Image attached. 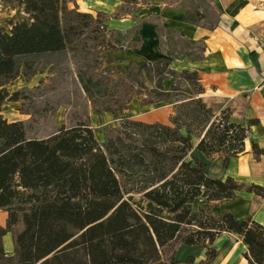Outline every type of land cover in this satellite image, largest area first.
I'll use <instances>...</instances> for the list:
<instances>
[{
    "label": "trees",
    "instance_id": "16d2710c",
    "mask_svg": "<svg viewBox=\"0 0 264 264\" xmlns=\"http://www.w3.org/2000/svg\"><path fill=\"white\" fill-rule=\"evenodd\" d=\"M162 1L166 6L184 2L185 22L212 27L195 0ZM0 3L27 16L0 23V209L8 213L7 226L0 227V264H194L193 256L174 262L182 246L205 249L210 263L218 255L216 239L231 233L248 245L250 264H264V225L214 211L243 193L264 197V185L213 178L208 163L192 154L198 138L197 149L208 160L223 156L227 168L248 152L255 121L245 127L231 121L229 109L216 114L203 98L199 73L173 68V59L189 56L175 47L178 32L167 31L168 58L117 65L96 79L81 75L97 115L109 112L118 120L117 127L107 128L105 142L98 141L89 121L63 124L47 138H29L23 121L3 114L6 101H20L21 92L10 93L8 85L19 76L25 57L74 51L75 41L84 36L97 40L84 28L93 34L103 27L115 36L102 41L106 50L142 38L139 28L112 31L100 14L69 9L63 0ZM166 80H174L170 89ZM135 98L144 105L172 102L169 123L127 117ZM252 151L258 158L264 155L256 143ZM8 233L13 254L4 248Z\"/></svg>",
    "mask_w": 264,
    "mask_h": 264
},
{
    "label": "crops",
    "instance_id": "0c3cea01",
    "mask_svg": "<svg viewBox=\"0 0 264 264\" xmlns=\"http://www.w3.org/2000/svg\"><path fill=\"white\" fill-rule=\"evenodd\" d=\"M145 1L155 5L152 11L147 12L151 11L157 16L164 15L166 27L180 34V38L175 37L174 42L177 39L190 42L187 50L189 56L173 59L172 62L185 65L187 69L199 73L205 89L203 98L208 106L213 108L216 114L229 109L231 121L245 127L255 121L250 127L248 152L232 159L227 168L223 167V156L208 160L204 153L197 149L198 138H194L192 142L197 151L194 156L208 163V171L213 178L232 176L247 185H264V155L258 158L252 151L253 143L264 149V83L261 82V72L264 69V0H195L198 6L206 11L207 24L212 25L211 28L185 22L187 8L182 1L170 6H166L162 0ZM124 4V0H76L75 5L82 12L113 15ZM128 17L123 15L121 21L113 20L112 27L121 31L130 29L135 22ZM143 41L145 45L153 43L158 47L159 59L168 58L163 56L167 46L164 49V40L159 38L155 30L149 36H143ZM178 45L179 43L175 45L176 49ZM178 50L180 51L179 48ZM128 58H140L141 62L156 61L141 55ZM123 59L124 62L120 61L118 66L126 68L125 63L130 60L125 57ZM170 104L173 109L172 102ZM214 211H230L237 220L252 217L264 225V197L255 194L243 193L233 197L215 205ZM7 221L8 213L0 209V227H6ZM214 246L218 255L209 264H250L245 258L248 245L237 233L221 235L216 239ZM4 248L7 253H14V239L11 233L4 236ZM184 250L189 252L181 256ZM196 252L201 255V260L206 261L205 249L198 246H182L176 252L179 254L177 262L185 263L191 256L196 260Z\"/></svg>",
    "mask_w": 264,
    "mask_h": 264
},
{
    "label": "rangeland",
    "instance_id": "374dc122",
    "mask_svg": "<svg viewBox=\"0 0 264 264\" xmlns=\"http://www.w3.org/2000/svg\"><path fill=\"white\" fill-rule=\"evenodd\" d=\"M63 1H66L69 9L77 7L76 0ZM124 3L113 15L99 13V20L103 21V24L107 25L110 30L117 32V28H113L111 23L113 20L121 21L123 15H128L135 22L131 29L139 28L142 38L140 42H131L126 46L118 47L117 50H106L102 41L104 39L114 41L115 36L109 37L110 34L108 35L103 27L97 29L93 34L90 29L84 28L86 35H93L97 37V40H90L84 36L75 41L74 51L68 48L59 53L30 55L22 60L19 76L8 85L10 93L21 92L20 101H6L3 113L10 121H23L29 138H47L63 124L70 127L79 121H89L95 134L104 137L103 140L100 139L101 137H97L98 141L103 143L106 140L107 128L118 126V120L114 119L111 113L102 112L97 115L92 100L83 89L81 75L85 78L96 79L106 74L108 69L120 65V61L124 62V57L130 60L129 63H125L126 68H129L134 62H141L140 58L132 60L128 57L141 55L157 60L158 47L153 43L145 45L143 36L147 37L155 30L159 38L164 40L165 49L167 40L164 37L168 36L167 31L170 30L163 21L164 15L157 16L151 12L155 5L149 4L145 0H124ZM182 3L184 4V2ZM148 10L151 11L147 12ZM92 15L97 17V14ZM11 19L20 22L27 19V16L18 9L12 10L0 3V23L6 26V22ZM94 26H96L95 23ZM177 41L180 50L183 52L188 50L182 39H177ZM165 55L164 53L163 56ZM173 68L178 71L187 69L185 65L181 64H173ZM173 82L174 80H167L164 85L170 89ZM96 96L98 97V93ZM103 107L101 104L97 105L100 110ZM172 114L173 109L170 102L144 105L142 100L135 98L130 103V110L126 116L147 122L167 124ZM196 152V148L193 146L192 154L194 155ZM176 254L174 256L175 263L179 258V254ZM195 258L194 264H209L208 258L206 261L201 260V255L198 252H196ZM164 260L170 263L168 258Z\"/></svg>",
    "mask_w": 264,
    "mask_h": 264
},
{
    "label": "bare ground",
    "instance_id": "6f19581e",
    "mask_svg": "<svg viewBox=\"0 0 264 264\" xmlns=\"http://www.w3.org/2000/svg\"><path fill=\"white\" fill-rule=\"evenodd\" d=\"M96 137H99V138L101 137V138H100L101 140H103V139H104V137H102V135H99V134H98V135H96ZM188 252H189V250H184V251H182V252H181V254H180V255H181V256H184V255H185V254H187Z\"/></svg>",
    "mask_w": 264,
    "mask_h": 264
},
{
    "label": "built area",
    "instance_id": "2783aa9c",
    "mask_svg": "<svg viewBox=\"0 0 264 264\" xmlns=\"http://www.w3.org/2000/svg\"><path fill=\"white\" fill-rule=\"evenodd\" d=\"M261 82L264 83V69H263L262 72H261Z\"/></svg>",
    "mask_w": 264,
    "mask_h": 264
}]
</instances>
